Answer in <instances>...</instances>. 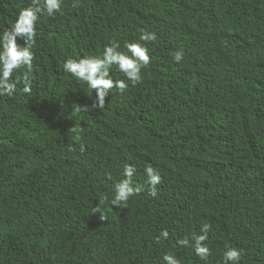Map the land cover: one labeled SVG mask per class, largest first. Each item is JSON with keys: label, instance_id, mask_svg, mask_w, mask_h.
<instances>
[{"label": "trees", "instance_id": "16d2710c", "mask_svg": "<svg viewBox=\"0 0 264 264\" xmlns=\"http://www.w3.org/2000/svg\"><path fill=\"white\" fill-rule=\"evenodd\" d=\"M30 6L0 0V36ZM35 28L31 95L22 83L0 95V264H225L228 248L264 264V0H61ZM127 43L147 48L142 83L113 66L127 91L77 113L96 92L63 64L113 44L130 56ZM126 164L144 191L116 207ZM147 166L161 177L155 198ZM105 197L102 222L93 209ZM205 224L202 260L178 241L194 244Z\"/></svg>", "mask_w": 264, "mask_h": 264}, {"label": "clouds", "instance_id": "9594fccd", "mask_svg": "<svg viewBox=\"0 0 264 264\" xmlns=\"http://www.w3.org/2000/svg\"><path fill=\"white\" fill-rule=\"evenodd\" d=\"M61 11V0H32V6L27 9H21L17 16L16 22L10 30H5L0 36V95L12 96L16 92V84L22 83V91L31 95V80L32 61L34 56L32 48L35 45L36 28L35 24L38 14H46L52 17L54 13ZM62 14V13H61ZM17 37L24 40V46H19L16 42ZM140 40L145 42H155L157 37L154 33H143ZM118 44L105 47L102 57H85L78 61L68 59L63 64V71L70 74L74 79L86 84L90 91L95 90L97 99L93 101L91 108L87 105L81 106L77 104L75 111L77 113L90 110H102L105 107V98L108 96L109 91L113 88L117 89L121 94L127 91L128 85L123 80L113 81L110 78V70L116 66L118 71L129 80L133 86L142 83L141 69L147 68L151 61L148 55L147 48L141 46L139 43H127L125 48L126 53L118 51ZM183 59L182 52H176L173 55L175 63H180ZM27 68L22 79L16 82L12 80L13 73L21 68ZM73 133L82 132L83 129L72 127L69 129ZM76 140H80V136H76ZM81 152L85 151L84 144H80ZM136 169L130 165H125L123 175L125 179L114 185V199L111 204L118 207L121 203L126 204L131 197L138 196L144 191V186H133L132 177ZM145 174L148 177V191L152 197L157 195V185L161 183L159 173L151 166L145 168ZM111 177H109L110 179ZM107 202L105 197L99 201L98 206L93 209V215L100 213L99 219L102 222H107V216L101 212L102 205ZM211 230V226L205 224L201 232L203 235L193 236L194 244L190 245L186 237L179 240L178 244L182 247H193L195 255L202 259L207 260L211 255L210 249L204 246V242L208 239L207 233ZM163 239L168 238V232L165 230L161 233ZM160 243V239L155 240ZM241 251L236 248H228L223 254L225 264L232 262V264H239L241 259ZM163 260L166 264H179L172 255H164Z\"/></svg>", "mask_w": 264, "mask_h": 264}]
</instances>
